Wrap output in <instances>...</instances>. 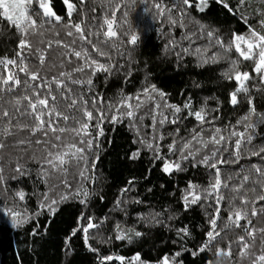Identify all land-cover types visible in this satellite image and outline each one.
<instances>
[{"label":"trees","instance_id":"16d2710c","mask_svg":"<svg viewBox=\"0 0 264 264\" xmlns=\"http://www.w3.org/2000/svg\"><path fill=\"white\" fill-rule=\"evenodd\" d=\"M156 2L84 0L81 3V0H71L76 6L71 20L73 23L83 22L86 35L89 31H97L103 16L111 18L113 8L119 6L116 12L117 24L120 26L119 38L114 47L102 45L111 60L93 53V58L113 65L111 72L97 73L93 77L91 91L86 84H69L75 93H83L85 99L102 95L105 103L103 106L97 104V107H102L109 117L103 124L104 135L98 137V141L93 140L92 151L87 153L88 180L81 179L79 168L74 163L66 166L69 187L61 182L65 177L59 173L44 177L42 170L48 167L43 164L46 149H57H52L51 144H37L36 141L50 139L52 134L49 133L48 138L41 132L32 135L29 130L34 123L32 118L21 116L13 104L9 103L25 94L23 84L13 92L0 94L3 97L0 99V108L9 110L15 117L11 121V135L4 133V129L9 127L7 118L0 120V143L5 145L0 149V176L3 177L0 181V264H102V258L106 256H122L123 264H162L165 256L173 264H251L254 257L242 258L240 245L234 242L239 235L245 234L243 228H226L225 225L230 213L228 198L235 195L231 188L244 183L243 176L248 175L249 180L244 183L243 191H247L253 203L241 206L239 199L234 203L249 213L251 226L264 228V211H261L264 209V200L256 199L264 195V189L261 188L264 177L253 168L256 165L264 169V153L260 156L251 155V150L259 151L264 147V123L259 119L264 116V82L253 71L252 61L240 58L234 48L227 52L225 48L234 35L248 34L249 27L264 34V27L260 24L264 20V0H244L243 3L241 0H207L204 11L197 9L198 0H190L192 7L182 4L181 0H163L172 9L171 15L177 20L176 25L169 23L167 14L164 17L158 15L153 7ZM50 4L63 20L57 23L53 18L50 24L46 23L43 37H27L33 44V54L26 56L30 68L39 71L41 77L49 80L59 76L60 72H71L82 63L75 57L69 63L64 48L53 44L51 49H47L46 44L39 43L40 39H60L65 43L73 39L65 35L64 24L69 17L64 0H50ZM33 8L37 9V5L33 4ZM181 12L186 13L182 18L184 27L180 26ZM57 32L59 36L55 35ZM208 32H213L211 38ZM133 34L139 38L135 45L129 43ZM20 38L16 28L0 17V58H15ZM91 39L93 43L97 42L95 36ZM99 39L104 38L101 36ZM217 40L223 41L225 47H221ZM37 47L46 50L43 66L35 53ZM74 47L79 48L80 42L77 41ZM198 48L200 53L196 52ZM214 54L218 56L216 62L211 60ZM233 60L239 62L240 71H248L253 77L247 81L248 91L238 94L239 103L236 105L231 104L230 94L235 91L237 82L224 75L231 69ZM0 74L6 75L2 68ZM19 75L22 81L26 79L23 73ZM89 75L90 70L87 69L84 73L73 72L74 79H87ZM153 85L156 92L151 91ZM144 89H148L152 99L143 95ZM158 92H163L164 97L161 98ZM56 94L58 106L67 111L66 102L59 100V93ZM122 94L133 97L140 94L143 106L136 111L134 118L125 115L119 122L111 123L110 117L119 114L114 108L109 110L108 104H117ZM131 102L136 104L135 99ZM156 104L160 105L159 109L155 108ZM165 104L180 107L181 112L174 116L173 109L165 107ZM185 104H190L191 108H184ZM26 105L27 101H22L21 112ZM252 107L255 108V114L251 115V122L256 127L246 130L245 124L248 121H243V117L250 114ZM201 108L207 113L203 125L189 115V112ZM127 110L120 109L121 112ZM160 112L168 116L169 120L179 117L178 123L166 122L160 125ZM73 113L78 117L81 115L75 110ZM93 114L95 116L96 112L93 111ZM153 116L157 121L154 126ZM95 123L93 120L90 128L93 137L97 136L98 131L94 127ZM68 124L75 126L72 120ZM19 125L29 127L21 129ZM60 126H65L63 121ZM217 127L221 128V134L226 137L230 131L235 130L251 134L253 139L251 144L245 142L242 145L238 163L231 162L235 160L232 153L236 137L216 146L220 148L217 158L222 156L229 161L218 165L221 179L227 180L228 188L222 187L220 190L226 197L221 203L220 218L217 221L220 236L212 242L209 250L199 252L207 239L206 233L210 230L209 221L215 213L216 202L215 194L207 196L203 191L214 181L215 170L198 161L210 153L213 145L203 149L195 159L189 157L187 160L180 159V148L184 142L191 140L193 129L196 132L204 129L201 134L207 139ZM160 135L164 136L163 140L158 139ZM173 141H176V150L170 151L169 145ZM149 143L153 148L148 147ZM157 145L163 159H156ZM199 147L193 141L192 150ZM137 152L138 157L133 159V154ZM184 155H188L187 151ZM164 160L179 161L183 170L165 173ZM17 166H20L21 172L16 171ZM80 167H84L83 162ZM189 184L197 186L195 190L202 198L186 208L183 197L190 191ZM81 185L88 192L86 199L83 193L79 196L73 194ZM21 191L24 193L23 200L17 195ZM46 193L49 200L44 199ZM61 194L67 195L68 199L56 206L58 210L54 215L46 207L41 208L42 203L46 205L51 199H59ZM82 199L85 203L80 202ZM253 208L257 211L256 216H251ZM9 210L20 213L27 222L14 226ZM89 219L98 226L89 230L86 244L83 227L87 226ZM241 224L245 225L246 221L242 220ZM180 229H187L188 235H184ZM74 230H77L76 234L72 235ZM121 231L131 239H117ZM136 232L141 235L136 236ZM262 238L264 233L258 231L252 249L256 256L261 254ZM246 239L251 242L250 238ZM230 243L231 258L216 255L217 248L227 249ZM178 252L180 255L176 256ZM136 255L140 257L139 262L132 260ZM103 264H121V261L112 259L103 261Z\"/></svg>","mask_w":264,"mask_h":264},{"label":"snow or ice","instance_id":"6c2138e0","mask_svg":"<svg viewBox=\"0 0 264 264\" xmlns=\"http://www.w3.org/2000/svg\"><path fill=\"white\" fill-rule=\"evenodd\" d=\"M67 5V15L69 17L68 22L64 24L65 35L67 37H72L70 43H65L63 40L57 39L55 41L48 40L45 41L43 39L39 40L40 44H46L47 49H51L53 44L57 47L64 48L67 50L64 55L68 58V62H72V57H75L76 60L82 61V63L74 68L71 72H60L59 76H53L50 80L41 77L39 71H33L29 64L26 62V56L33 54V44L27 39L29 36H44V25L46 23H51L54 18L57 23H61L63 18L56 15V13L52 10L50 6V0H0V17L6 19L11 25H13L17 32L20 34V39L17 44L18 51L15 52V58L3 57L0 58V68L6 73L0 74V94L4 92H13L16 88H19L21 84L24 85L25 94L21 97L14 98V101H10L9 103L13 104L16 112H18L21 116H30L34 121L33 125L30 127V131L32 135H35L37 132H41L44 137L48 138L49 133L52 134L50 139L45 140H37V144L48 145L51 144L52 149H57V151H51L46 149V155L43 157V164H46L48 167L42 170V175L44 177H50L53 173H59L60 176L65 177L61 182L65 187H69L68 181L66 179L67 176V165L75 164L77 168H79L78 175L82 180H88L90 177L87 175L88 173V154L92 151L93 148V140L98 137L104 135L103 124L105 120L109 119L107 113L103 110L102 107H97V104L101 106L104 105V97L102 95H93L89 99L91 100V108H89V99H85L84 94H77L73 91L69 84L75 85H88L89 91H91V87L93 85V77L96 76L99 72L110 73L113 65L111 63H102L100 60L93 58V53H95L98 57L105 58L107 60H111V56L108 52L104 51L102 45H108L110 47L115 46V41L119 38L120 33L118 32V27L116 19V12L119 10V6L113 8L111 12V18L107 15L103 16L102 23L99 25L97 31L92 32L89 31L87 35L85 34V28L82 26V23H73L71 20L73 12L76 10V6L70 2V0H64ZM244 0H241L243 3ZM81 3H84V0H81ZM181 3L187 5L188 7H192L190 0H181ZM33 4L37 5V9L33 8ZM153 7L157 10V13L160 17H164L167 14V19L170 24L176 25L177 20L174 19L171 15L172 9L167 7L163 3V0H157L154 3ZM196 7L199 11H204L207 7V0H198ZM225 7H228L225 4ZM42 10V11H40ZM231 11V9H229ZM181 21L180 26L184 27L182 23V18L186 13L181 12ZM127 16V13H125ZM39 20V23H38ZM262 27H264V20L260 21ZM56 36H59L60 33H55ZM207 35L209 38L213 36V32H208ZM95 36L97 38V42L93 43L91 37ZM103 36V40L99 38ZM138 36L133 34L129 43L135 45L138 41ZM77 41L80 42V47L76 48ZM217 43L220 44L221 47H225L223 41L217 40ZM91 51H89V47ZM234 48L235 52L238 53L239 57L245 61H252L254 64L253 71L257 76L260 77L261 81L264 82V34L257 32L255 29L249 27L248 34H236L233 39L225 48V51H231ZM45 49L35 48V53L38 54V58L40 61V65L43 66L45 63L46 55ZM185 51H188L185 49ZM200 49H196L197 53H200ZM218 56L214 54L211 57L212 62H216ZM207 62L206 60L204 61ZM232 67L228 72H225L224 75L228 79H234L237 82V87L235 91H233L231 95V104L236 105L239 103L238 94L241 92H247V81L252 79L253 77L247 71H240L239 62L237 60L231 61ZM18 69V71H17ZM90 70V75L87 79H74L73 72L84 73L85 70ZM20 73H23L26 77L25 80L20 79ZM39 83H34L38 82ZM53 85L55 86V90L53 89ZM44 91H41V90ZM30 90V93H29ZM151 91L156 92L157 89L155 86H152ZM56 93H59V100H63L66 102L67 111L62 110L58 104V96ZM143 95L147 96L148 99H152V97L148 93V89H144ZM158 95L163 98L164 93L158 92ZM2 95H0V99H2ZM135 99L136 104L133 105L131 102ZM22 101H27V105L23 112L20 111V105ZM143 100L141 99V95L137 94L136 96H125L121 95V99L117 104H108V109L112 110L113 108L119 115H112L110 117L111 123H117L123 116H127L128 118H134L136 115V111L143 106ZM249 104H251V100H249ZM165 107H169L173 109V115L181 112V108L175 105L165 104ZM121 108L128 109L126 112H121ZM156 109L160 108L159 104L155 105ZM184 108H191L190 104H185ZM73 110L81 113L78 117L73 113ZM93 111L96 112L94 116ZM73 113V114H69ZM161 119L158 121L160 125H164L167 123L176 124L178 123L179 117L176 119L169 120L168 116L164 115L163 112L159 113ZM255 114V108L252 107L250 110V114L243 117V121H248L245 124V129H254L256 125L251 122V115ZM189 115L195 117V120L203 125L206 121V111L204 108H201L194 112H189ZM7 118L9 127L4 129V133L7 135H11V121L14 119V114H10L9 110L0 108V120ZM260 122L264 123V116H261ZM72 120L75 126L69 125L68 121ZM93 120L96 121L94 127L98 130L97 136L93 137L90 131V128L93 126ZM63 121L65 126H60V122ZM155 116H153V126L156 123ZM238 121L237 123H240ZM21 129L29 127L28 125H19ZM204 129H201V132H196L193 129L194 134L192 135L191 140H188L183 143L180 148V159L187 160L189 157L195 159L196 155L203 149H207L209 145H213V149L210 153L205 154L201 160L198 161L199 164H202L209 169H214V181L210 183L209 188L204 189L203 191L207 194V196H212L215 194V202L216 209L215 213L210 219V230L206 233V241L200 247L199 252H204L209 250L210 245L213 241L216 240L218 236H220V231H217V221L220 218L221 212V203L226 199V197L221 193V188H228L227 180L221 179V169L218 165H222L228 163L222 156L218 159V153H220V148L216 147L221 145L223 142H226L231 137H236L234 144V151L232 155H234L235 160L231 161L233 163H238L241 157V148L242 145L247 142L251 144L253 136L251 134H247L246 132L240 131H230L228 137L222 135L221 128L217 127L214 129L213 134L205 139L202 136V132ZM178 132V130H177ZM68 134L65 136L64 134ZM159 140H163L164 136L160 135ZM55 141V142H53ZM193 141L196 144H199L200 147L196 148L195 151L193 148ZM25 141H20L19 143H24ZM143 142V141H142ZM98 146V144H97ZM5 145L0 143V149H3ZM148 147L151 149L153 145L151 143L148 144ZM169 150H176V141H173L172 144L169 145ZM155 151L157 153L156 159H163L159 155V145L155 147ZM187 151L188 155H184V152ZM261 153H264V147H261L259 151L251 150V155L260 156ZM139 153H134L132 158H137ZM99 157L96 156V160ZM264 159V157H262ZM81 162H83L84 167H80ZM92 168H95V162L92 164ZM253 168L257 174L261 177H264V169L259 166L253 165ZM181 164L179 161L170 162L168 160H164L163 163V171L165 173L171 174L173 171H181ZM2 171V169H0ZM17 172H21L20 166L16 168ZM231 179V177H228ZM3 180V177L0 176V181ZM249 180V176H243V182L247 183ZM259 183V181H257ZM244 183L239 185H234L231 188V191L235 193L234 196L228 198L230 213L228 215V223L225 227L234 226L236 228H243L244 235H239L237 239L234 241L236 244L240 245V256L242 258L254 257L251 260V264H264V238L261 240V254L256 256L252 249L255 247V238L256 233L262 232L264 233V228L257 229L252 225L251 219H249V213L244 210V207H237L234 203L235 200L239 199L241 206H247L250 203H253L247 196V191L244 190ZM189 189L185 196L183 197L185 207L192 204H196L201 200V195L196 192V185L189 184ZM261 188L264 189V184L261 185ZM127 191V189H125ZM243 191V195L241 194ZM251 191H255L252 189ZM85 199L88 196V192L83 188V185L80 188L76 189V196L81 195ZM20 200L24 199V193L18 192ZM191 197V198H189ZM206 198V197H205ZM45 200H49L47 193L44 196ZM68 196L61 194L59 199H51L48 204H41V208H47L50 213L53 215L58 210L57 205L67 200ZM257 200H264V195H259L256 197ZM81 203H85V200L82 199ZM264 211V209H261ZM9 214L12 217L14 226H21L26 223L27 220L21 217L20 213L9 210ZM257 211L255 208L251 211V216H256ZM246 221L245 225L241 224V221ZM98 225L91 222L87 223L86 227H83L84 232V240L87 244L89 239L88 232L90 229L97 227ZM251 226V227H250ZM79 230V229H77ZM74 230L72 235L76 234ZM179 231L183 232L184 235H188L187 229H180ZM223 231V229H221ZM33 234H35V230H33ZM136 236H140L141 233L136 232ZM250 238L251 242H249ZM117 239H131L126 233L121 231L117 237ZM70 239V238H69ZM94 251V249H92ZM196 253H194L195 255ZM180 253H176V256H179ZM217 256H225L231 258L232 256V245L231 243L228 245L227 249H216ZM112 259H117L121 261L123 264L124 257L117 256H106L102 258L103 261H110ZM133 261L139 262L140 257L136 255L132 258ZM162 264H173L169 257L165 256L163 258ZM211 264V262H209Z\"/></svg>","mask_w":264,"mask_h":264},{"label":"rangeland","instance_id":"374dc122","mask_svg":"<svg viewBox=\"0 0 264 264\" xmlns=\"http://www.w3.org/2000/svg\"><path fill=\"white\" fill-rule=\"evenodd\" d=\"M70 2H71V0H70ZM66 5V4H65ZM50 6H51V4H50ZM66 7H67V5H66ZM52 8V7H51ZM53 10V9H52ZM54 11V10H53ZM56 15H58L57 13H56ZM248 72V71H247Z\"/></svg>","mask_w":264,"mask_h":264}]
</instances>
